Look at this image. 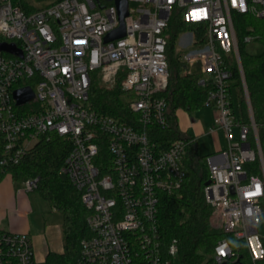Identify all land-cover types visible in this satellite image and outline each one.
<instances>
[{
  "label": "built area",
  "instance_id": "obj_1",
  "mask_svg": "<svg viewBox=\"0 0 264 264\" xmlns=\"http://www.w3.org/2000/svg\"><path fill=\"white\" fill-rule=\"evenodd\" d=\"M28 1L0 0V44L22 53L0 51V180L41 139L57 134L72 146L60 173L90 211L92 235L81 242L77 264H176L177 240L165 249L160 233V199L182 189L188 149L197 139L178 131L180 138L161 149L153 135L155 127L171 126L163 97L170 79L166 31L178 15L203 28L201 39L193 31L201 48L182 61L186 73L199 75L198 84L209 88L204 107L216 120L210 133L222 129L228 142L206 158L212 225L244 241L253 264L262 262L264 158L253 113L251 125L240 118L232 64L245 81L234 16L263 19L264 0H128L126 36L111 41L108 35L121 25L115 0H57L42 8ZM253 41L256 36L244 38ZM93 77L106 87L121 79L123 91L132 94L130 123L91 108ZM27 87L34 99L19 106L14 93ZM258 161L262 176L250 167ZM22 185L25 193L35 192L38 179ZM237 251L223 239L213 258L238 264ZM35 263L29 234L0 232V264Z\"/></svg>",
  "mask_w": 264,
  "mask_h": 264
},
{
  "label": "trees",
  "instance_id": "obj_2",
  "mask_svg": "<svg viewBox=\"0 0 264 264\" xmlns=\"http://www.w3.org/2000/svg\"><path fill=\"white\" fill-rule=\"evenodd\" d=\"M234 24L239 40L238 48L246 78L254 120L258 128L260 143L264 154V51L260 55H251L246 51V36H256L264 45V18L250 15H235ZM186 30L196 32L201 39L203 28L184 23L174 15L166 31L168 37L169 87L163 94L169 104L167 129L154 128L153 139L159 148L167 149L171 143L180 138L176 124V112L186 110L190 115L204 107L209 88L198 84L200 76L188 74L180 57L175 55V43L179 34ZM234 70L233 87L239 105L241 120L251 125L247 101L243 92L242 79L237 63ZM132 94L123 91L121 79L113 87L100 84L92 78L89 93V105L97 112L119 118L130 123L132 116L129 101ZM250 140L254 143V135ZM71 143L53 134L49 139L43 138L30 150L23 162L11 169L15 182L38 179L37 192L50 206L63 215L64 252L50 253L44 263L35 264H77L81 252V242L92 234L87 219L90 211L83 205L81 193L63 176L60 171L71 151ZM206 157H198L197 150L188 149L185 160L186 178L179 193L162 194L160 199L159 227L164 248L177 240L179 259L182 264H217L213 258L218 242L227 239L231 247L238 249V264H253L244 241H238L223 230L212 225V207L206 202L204 189L210 181ZM253 174L262 176L260 162L250 166ZM1 181V180H0ZM260 234L264 241V223L260 225ZM258 264H264V260Z\"/></svg>",
  "mask_w": 264,
  "mask_h": 264
},
{
  "label": "crops",
  "instance_id": "obj_3",
  "mask_svg": "<svg viewBox=\"0 0 264 264\" xmlns=\"http://www.w3.org/2000/svg\"><path fill=\"white\" fill-rule=\"evenodd\" d=\"M17 184L12 176L0 181V232L29 234L37 263H44L50 253L64 252V219L40 195L25 193Z\"/></svg>",
  "mask_w": 264,
  "mask_h": 264
},
{
  "label": "rangeland",
  "instance_id": "obj_4",
  "mask_svg": "<svg viewBox=\"0 0 264 264\" xmlns=\"http://www.w3.org/2000/svg\"><path fill=\"white\" fill-rule=\"evenodd\" d=\"M55 1L57 0H29L28 2L34 8H42L44 6L54 3ZM192 40L194 42H192ZM200 48L201 45L195 43L194 32L191 30H186L181 34H179L177 41L175 43L174 50H175V55L179 56L180 61H182L185 55H188L190 52ZM246 51L248 54L251 55H260L264 51V45L260 41H253L246 44ZM186 65L191 73H197L199 70V68L193 65L192 62H186ZM242 87L247 101L248 111L249 114H251V112L253 113V109L250 101V94H249L246 78L245 81H242ZM175 116H176V124H174V126L177 128V130L185 137L193 136L197 139V142L194 144V147L196 150H198L197 153L198 157H206L210 154L217 152V150L218 151L225 150L227 148L228 142L224 130L220 129L216 131V133L214 134L209 133L210 128L216 125L215 113L211 108L203 107L195 111L192 115H190L186 110L180 109L177 111ZM234 135L237 137L238 132L235 131ZM263 158H264V154H263ZM17 185L18 187H21V189L24 188L22 183L18 182ZM31 195L39 197L38 196L39 194L37 192H32ZM58 216L61 219L63 217L61 214H58ZM262 222L264 223V216L262 218ZM35 262L37 263L36 259ZM176 264H182L180 259L176 260Z\"/></svg>",
  "mask_w": 264,
  "mask_h": 264
},
{
  "label": "water",
  "instance_id": "obj_5",
  "mask_svg": "<svg viewBox=\"0 0 264 264\" xmlns=\"http://www.w3.org/2000/svg\"><path fill=\"white\" fill-rule=\"evenodd\" d=\"M107 1H112V0H107ZM115 4L118 8L121 25L117 30L113 31L112 33L108 35L107 41L121 39L126 36L124 19L129 14L128 13V6H129L128 0H115ZM0 51L9 52V53L22 56L21 51L17 49V47L13 44H5V43L0 44ZM14 98L17 101V105L21 106V105H25L31 102L34 99V93L31 90V88L27 87L21 90H17L14 93ZM209 184L210 182L207 183V185Z\"/></svg>",
  "mask_w": 264,
  "mask_h": 264
},
{
  "label": "snow or ice",
  "instance_id": "obj_6",
  "mask_svg": "<svg viewBox=\"0 0 264 264\" xmlns=\"http://www.w3.org/2000/svg\"><path fill=\"white\" fill-rule=\"evenodd\" d=\"M234 2H235V0H234Z\"/></svg>",
  "mask_w": 264,
  "mask_h": 264
}]
</instances>
